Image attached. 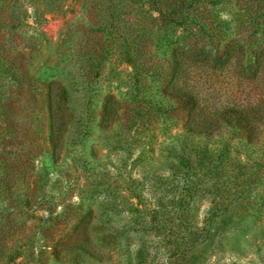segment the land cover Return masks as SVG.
<instances>
[{"label": "rangeland", "instance_id": "obj_1", "mask_svg": "<svg viewBox=\"0 0 264 264\" xmlns=\"http://www.w3.org/2000/svg\"><path fill=\"white\" fill-rule=\"evenodd\" d=\"M262 101L264 0H0V264H264Z\"/></svg>", "mask_w": 264, "mask_h": 264}, {"label": "trees", "instance_id": "obj_2", "mask_svg": "<svg viewBox=\"0 0 264 264\" xmlns=\"http://www.w3.org/2000/svg\"><path fill=\"white\" fill-rule=\"evenodd\" d=\"M176 57L175 59L177 60V56L178 53H175ZM234 57V53H233V48H231V45L228 46V48L224 51V53L222 55H212V53L210 51H203L200 54V59H202L204 62H208V63H212L215 65H219V64H225V63H230L232 62ZM185 99L192 105V110L195 111V108L199 107V102L197 100V97L195 94L192 93H187L185 95ZM264 115V101L260 102V103H256L255 105H253L252 107L248 108V107H243L242 109H232V110H228L225 111L224 113H222V117H225L226 120L228 122H234L238 127L248 131V130H252V129H258V124L259 121L261 119V117ZM205 118L206 115H204ZM196 116L194 114L193 117H190V121L195 120ZM251 133V131H249ZM194 159L192 158H188L187 159V165H189V169L192 170V174L190 175L188 182H187V187H188V191L191 192L194 188H196V184L198 183L196 179H194L195 177L193 175H195V165L193 163ZM211 164L206 165V173H213L217 171V167L219 166V163L217 161H212L210 162ZM198 165V164H197ZM200 167H198V169H201L202 167L204 168L205 165H198ZM197 169V170H198ZM194 194V193H193ZM193 194H191V197L193 198ZM217 199H215L214 201H216ZM234 200V197L232 199L229 200L228 204L226 205L225 208H228L229 204ZM90 237L87 236L85 239L79 241L78 243L75 244H70V248H76V249H83L87 252H89V250L91 249L92 245L90 242ZM195 242V241H194ZM193 242V243H194ZM193 246V244L191 245V247ZM21 251H17L16 254H20ZM6 264H21V261H18V257L12 259L9 258ZM37 264V263H34ZM73 264V263H71Z\"/></svg>", "mask_w": 264, "mask_h": 264}]
</instances>
